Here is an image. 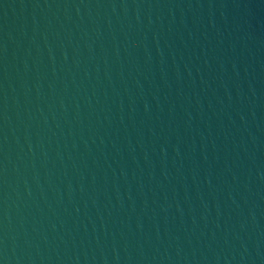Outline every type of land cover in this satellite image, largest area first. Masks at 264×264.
Here are the masks:
<instances>
[{"label":"water","instance_id":"water-1","mask_svg":"<svg viewBox=\"0 0 264 264\" xmlns=\"http://www.w3.org/2000/svg\"><path fill=\"white\" fill-rule=\"evenodd\" d=\"M0 264H264V0H0Z\"/></svg>","mask_w":264,"mask_h":264}]
</instances>
